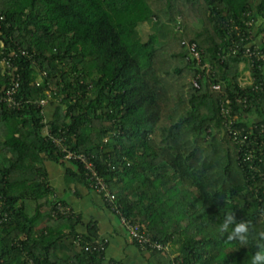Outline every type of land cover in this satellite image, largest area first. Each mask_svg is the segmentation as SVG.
<instances>
[{
	"label": "trees",
	"instance_id": "1",
	"mask_svg": "<svg viewBox=\"0 0 264 264\" xmlns=\"http://www.w3.org/2000/svg\"><path fill=\"white\" fill-rule=\"evenodd\" d=\"M247 11L255 39L264 0H0V94L18 76L22 101L0 102V264H121L94 249L95 223L78 232L77 214L52 215L67 202L55 197L45 161L94 191L53 136L92 156L119 205L111 212L167 244L149 250L167 264H248L255 240L229 247L216 232L226 211L253 237L264 230V182L250 178L220 113L228 97L236 126L249 128L252 112L264 124V85L254 89L263 70L230 51L232 25L244 30ZM183 40L197 44L200 63L186 58ZM244 69L252 80L241 85ZM197 74L199 87L188 80Z\"/></svg>",
	"mask_w": 264,
	"mask_h": 264
},
{
	"label": "built area",
	"instance_id": "2",
	"mask_svg": "<svg viewBox=\"0 0 264 264\" xmlns=\"http://www.w3.org/2000/svg\"><path fill=\"white\" fill-rule=\"evenodd\" d=\"M247 19L243 21L244 30L237 24L232 25V30L235 31L236 40H232L230 51L232 53L240 52L241 56L246 61L249 67L256 65L257 67L264 66V51L260 48L257 41L254 39V17L251 16L250 12H245ZM264 40V37H262ZM181 44L184 47L186 58L195 60L196 63H200L201 51L195 42H189L183 40ZM9 69L12 67L9 61L5 58L2 60ZM206 69H209V64L204 63ZM250 77V76H249ZM200 75L197 74L192 79V84L195 87H199ZM252 78L250 77V82ZM11 83L2 89L0 94V102L5 103L8 107L19 108L22 104L21 100H17L15 94L17 93L19 82L18 76H15ZM249 82V83H250ZM263 83H258L254 86L255 90H262ZM213 90H219L220 85L218 83H211ZM46 96L38 100V105L44 106L47 103L49 92L47 91ZM238 102L246 103V98H237ZM230 100L225 97L220 103V113L222 116V126L224 128L225 136L228 140L240 146L239 151L242 153V160L247 164L249 169V176L253 181L257 179L264 182V124H258L256 120H252V124L249 128L244 126H236L233 119L230 116ZM43 113V111H42ZM48 134V131L45 130ZM52 142L63 153L64 159H72L78 161L83 168L86 180L89 186L98 193L103 200L110 206L109 210L120 214L119 205L115 204V195L108 188L107 183L98 174L96 165L93 160L83 152H74L69 150L64 144L63 136L51 137ZM264 203V196L260 199ZM74 214L73 209L68 204L56 201L55 208L52 211L54 217L58 215L69 216ZM262 218L264 219V211H261ZM120 222L126 230L130 239H132L139 249L144 251L158 250L167 252V244H162L150 238V236L140 230L138 224H132L129 220H126L120 215ZM105 240H96L94 246L95 250L105 249ZM29 264H34L33 261L29 260Z\"/></svg>",
	"mask_w": 264,
	"mask_h": 264
},
{
	"label": "crops",
	"instance_id": "3",
	"mask_svg": "<svg viewBox=\"0 0 264 264\" xmlns=\"http://www.w3.org/2000/svg\"><path fill=\"white\" fill-rule=\"evenodd\" d=\"M260 2L261 0H254V4ZM257 24L261 30L256 36L255 41L259 43L262 37H264V19L259 17ZM242 63L240 67L238 66L239 71L242 69ZM262 70L264 78V66ZM243 74L244 77L242 78ZM249 80V70L244 69L239 75V82L243 85L249 83ZM248 119L250 121L257 120L256 113H250ZM45 167L48 182L52 187L55 197L66 201L79 217V222L76 226L78 232H85L89 222L96 224L97 240H105L106 243L104 249L106 262L114 260L121 264H167L162 255L141 250L137 245L132 243L118 216L107 208L98 193L92 191L84 184H68L64 177L65 167L62 163L45 161ZM61 249L64 252L70 248L66 245Z\"/></svg>",
	"mask_w": 264,
	"mask_h": 264
},
{
	"label": "clouds",
	"instance_id": "4",
	"mask_svg": "<svg viewBox=\"0 0 264 264\" xmlns=\"http://www.w3.org/2000/svg\"><path fill=\"white\" fill-rule=\"evenodd\" d=\"M250 228L246 220L237 221L231 211H226L216 226V232L229 247L233 244L248 246L250 239H254L255 251L248 257V264H264V230H259L253 237Z\"/></svg>",
	"mask_w": 264,
	"mask_h": 264
},
{
	"label": "rangeland",
	"instance_id": "5",
	"mask_svg": "<svg viewBox=\"0 0 264 264\" xmlns=\"http://www.w3.org/2000/svg\"><path fill=\"white\" fill-rule=\"evenodd\" d=\"M148 30H150V24H149V22H143L142 24L139 25V32L143 34L142 36H144L145 33H146ZM243 77H244V74H243L242 78H243ZM193 78H194V77L189 76V79H188V80H190V82L192 83V79H193Z\"/></svg>",
	"mask_w": 264,
	"mask_h": 264
}]
</instances>
